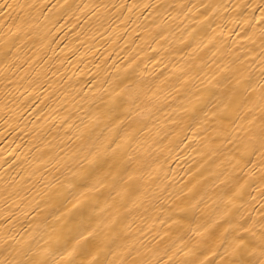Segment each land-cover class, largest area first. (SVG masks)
Returning a JSON list of instances; mask_svg holds the SVG:
<instances>
[{
  "label": "snow or ice",
  "instance_id": "6c2138e0",
  "mask_svg": "<svg viewBox=\"0 0 264 264\" xmlns=\"http://www.w3.org/2000/svg\"><path fill=\"white\" fill-rule=\"evenodd\" d=\"M0 127V264H264V0H0Z\"/></svg>",
  "mask_w": 264,
  "mask_h": 264
},
{
  "label": "bare ground",
  "instance_id": "6f19581e",
  "mask_svg": "<svg viewBox=\"0 0 264 264\" xmlns=\"http://www.w3.org/2000/svg\"><path fill=\"white\" fill-rule=\"evenodd\" d=\"M81 67H83V65H81ZM89 67H92V66L89 65ZM148 67H149V69H151L152 65L149 64ZM0 133H3L4 137H7V139H9V140L12 139V136H10L8 133H4V130L2 127H0ZM14 135L16 137H23V141L27 145V147L23 148L22 152L24 154H27V148L31 147V145H32V143H34V141L31 140V137L26 136L19 131H17ZM19 142L20 141L17 140V143H19ZM7 147H8V144H7L6 140L4 138H0V148H7ZM12 147H15V144H13ZM177 152H179V149H177ZM9 162H11V161H9ZM190 162H191L190 160L185 161L183 159V157H181V156H175V158L173 160H170L168 162V164L165 165V167H171V169L175 170L177 179H179V177L183 174L182 170L186 169L188 166V163H190ZM4 167H6V165ZM2 172H3V169L0 168V173H2ZM13 174H15V173H13Z\"/></svg>",
  "mask_w": 264,
  "mask_h": 264
}]
</instances>
